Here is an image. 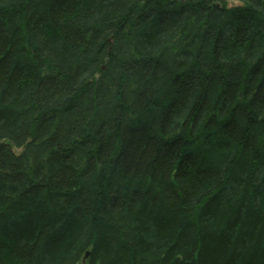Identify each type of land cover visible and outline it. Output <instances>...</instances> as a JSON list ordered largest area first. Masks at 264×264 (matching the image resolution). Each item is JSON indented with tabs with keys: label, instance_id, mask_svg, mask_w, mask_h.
I'll return each instance as SVG.
<instances>
[{
	"label": "trees",
	"instance_id": "1",
	"mask_svg": "<svg viewBox=\"0 0 264 264\" xmlns=\"http://www.w3.org/2000/svg\"><path fill=\"white\" fill-rule=\"evenodd\" d=\"M229 1L0 0V264H264V0Z\"/></svg>",
	"mask_w": 264,
	"mask_h": 264
},
{
	"label": "rangeland",
	"instance_id": "2",
	"mask_svg": "<svg viewBox=\"0 0 264 264\" xmlns=\"http://www.w3.org/2000/svg\"><path fill=\"white\" fill-rule=\"evenodd\" d=\"M237 4H239V1H237V0H232V1H229L228 2V5L229 6H231V5H237ZM16 151H18L17 149H15Z\"/></svg>",
	"mask_w": 264,
	"mask_h": 264
},
{
	"label": "water",
	"instance_id": "3",
	"mask_svg": "<svg viewBox=\"0 0 264 264\" xmlns=\"http://www.w3.org/2000/svg\"><path fill=\"white\" fill-rule=\"evenodd\" d=\"M88 255H89V253H88V251H86L85 254H84V257H83V259H82V260H83V263L85 262V260H86V258L88 257Z\"/></svg>",
	"mask_w": 264,
	"mask_h": 264
}]
</instances>
